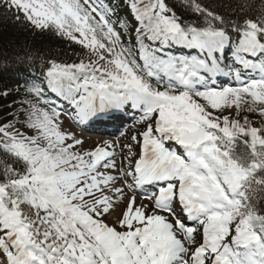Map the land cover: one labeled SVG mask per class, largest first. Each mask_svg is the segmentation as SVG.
<instances>
[{"label":"snow or ice","instance_id":"6c2138e0","mask_svg":"<svg viewBox=\"0 0 264 264\" xmlns=\"http://www.w3.org/2000/svg\"><path fill=\"white\" fill-rule=\"evenodd\" d=\"M183 7L0 0L82 49L0 53V264H264V0ZM126 112L123 142L65 126Z\"/></svg>","mask_w":264,"mask_h":264},{"label":"trees","instance_id":"16d2710c","mask_svg":"<svg viewBox=\"0 0 264 264\" xmlns=\"http://www.w3.org/2000/svg\"><path fill=\"white\" fill-rule=\"evenodd\" d=\"M168 2L175 8L178 15L187 14L183 7V0H168ZM203 2L216 11L228 13L237 0H203ZM22 48L40 52L45 58L51 57L62 62L77 61L82 52L79 45L54 35L30 32L23 25L8 24L3 17H0V53L7 56L21 51ZM13 76L15 73H3L0 76V83H12Z\"/></svg>","mask_w":264,"mask_h":264},{"label":"rangeland","instance_id":"374dc122","mask_svg":"<svg viewBox=\"0 0 264 264\" xmlns=\"http://www.w3.org/2000/svg\"><path fill=\"white\" fill-rule=\"evenodd\" d=\"M136 115L134 114V117H135ZM137 117V116H136ZM130 118V117H129ZM65 126L66 127H70V128H73L74 130H76L77 132H79L85 139H90V140H92V141H98V140H101V139H98V138H96L92 133H81L80 132V129H76L75 128V125L71 122V120L70 119H66L65 120ZM105 128H108V127H105ZM95 130L96 131H98V133H102V132H100L99 130H98V128H95ZM122 133H124L123 135H122ZM122 133H120V134H118L117 136H116V141H119V142H123V141H125L126 140V138H127V136L128 135H131V134H133V131L132 130H130L129 132H122ZM103 139V138H102Z\"/></svg>","mask_w":264,"mask_h":264}]
</instances>
